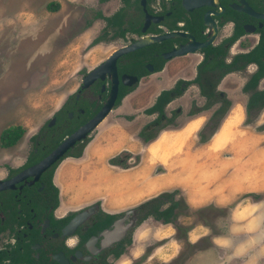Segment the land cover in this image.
<instances>
[{
    "label": "flooded vegetation",
    "instance_id": "af4514ba",
    "mask_svg": "<svg viewBox=\"0 0 264 264\" xmlns=\"http://www.w3.org/2000/svg\"><path fill=\"white\" fill-rule=\"evenodd\" d=\"M141 1L138 2L141 10L128 11L121 29L111 33L110 36L122 45L110 56L146 36L181 35L152 43L117 59V101L121 99L122 102L143 78L163 72L168 63L177 58L191 56L198 60L194 66V76H178L176 79V84L182 81V90L186 82L195 81L200 75L210 77L211 82L221 78L218 90L229 100H232L228 95L229 89L224 86L230 77L234 78L233 83H240L233 91L239 100L248 101L253 89L264 90V76L254 88L249 86L260 69L258 60L251 61V55L255 52V59H260L264 65V0H189L186 4L184 0H146V12ZM147 14L152 19L146 33H143ZM134 20H140L137 30L132 27ZM181 48L198 50L170 60L165 58ZM159 68L161 70L156 71ZM124 76L137 77L139 83L127 86L122 81ZM82 81L33 135L38 143L31 140L32 152L25 162L18 167H6L0 173V264H109L117 258L116 253L131 240L140 225L138 210L136 226L129 227L124 237L115 241L117 234L112 236V233L118 225L121 230L132 222V209L107 211L101 203H93L76 210L60 211V198L56 203L52 186H56L58 168L53 169L54 166L65 164L67 159H80L76 156L81 152L84 155L91 134L96 129L85 139L77 141L60 161L36 181L35 175L24 174L103 108L113 87L109 74L87 88H83ZM125 91L130 93L120 98ZM196 97L203 98L198 87ZM53 118L55 121L50 126ZM45 127L48 130H44ZM49 137L57 141L56 146L52 149L38 148L39 142H45Z\"/></svg>",
    "mask_w": 264,
    "mask_h": 264
},
{
    "label": "rangeland",
    "instance_id": "374dc122",
    "mask_svg": "<svg viewBox=\"0 0 264 264\" xmlns=\"http://www.w3.org/2000/svg\"><path fill=\"white\" fill-rule=\"evenodd\" d=\"M51 6L57 7L56 10H51ZM121 6V0H0V134L12 126H21L25 130L15 146L3 148L0 144V173L6 167H18L25 162L32 152V136L55 114L66 96L76 91L83 76L122 45L112 37L92 45L107 25L98 14L111 17ZM197 62V58L191 56L177 58L171 63L177 66L174 69L184 70L177 76L191 78ZM168 80L159 74L143 78L90 139L115 122H129L132 131L153 122L155 116H143L144 111L162 88L169 85ZM233 82L234 78L230 77L224 86L232 98L228 113L231 112V119L238 117L234 118L237 119L236 137L245 145L235 152L223 149L221 156L237 157L246 150V157L255 158L252 161L256 163L264 155L261 152L264 150V109L257 115H247V101L239 100L233 92L240 83ZM192 87L188 98L197 96V87ZM144 94L148 95L146 101ZM192 105V113L207 106L205 101L198 104L196 100ZM219 107L209 108V112H215ZM174 108L168 114L173 125L178 126L185 121L187 113L181 105ZM177 108H181V112L175 116ZM157 132L154 130L151 135ZM126 159L127 156H123V160ZM136 160L137 156L131 155L127 164L133 165ZM89 163L91 161L84 155L76 160L67 159L58 167L57 178L60 169L65 167L75 172L79 181L85 177ZM72 178L71 175L66 179V186ZM67 190L69 193L68 187ZM177 198L185 201L182 191H178ZM261 201H264V191L241 194L227 206L214 203L201 208L189 206L178 218L177 225L149 218L132 234L131 243L124 245L123 253L109 264H221L228 253L215 246L213 238L221 235L234 219L241 222L253 219L250 205ZM93 203L103 205L106 202L94 199L90 204ZM134 208L138 206L131 209ZM60 211L65 208L61 206ZM232 264H243V260L235 259ZM260 264H264V257Z\"/></svg>",
    "mask_w": 264,
    "mask_h": 264
},
{
    "label": "crops",
    "instance_id": "0c3cea01",
    "mask_svg": "<svg viewBox=\"0 0 264 264\" xmlns=\"http://www.w3.org/2000/svg\"><path fill=\"white\" fill-rule=\"evenodd\" d=\"M172 65L170 62L163 72L156 73L169 79V85L161 91L174 88L177 75L183 71ZM191 88L166 108L169 117V111L181 105L187 113L185 121L161 130L155 140L144 143L139 135L143 128L132 131L127 121L115 122L92 138L84 153L91 161L84 172L85 177L78 181L72 173L74 177L67 182L70 190L67 196L62 194L55 177L61 206L65 210H76L98 199L106 202L102 206L107 211H125L161 193L180 190L188 207L201 208L213 203L227 206L241 194L264 191V155L256 163L252 161L255 158L246 157V150L237 157L221 156L223 149L235 152L245 145L236 137L237 119L234 118L238 117L231 119L229 112L214 135L204 143L200 141L199 134L214 112L204 110L190 115L193 100L198 104L205 101L196 96L188 98ZM147 97L144 94L145 101ZM123 152L137 156L139 162L130 168L111 165L110 160ZM261 152L264 154V150Z\"/></svg>",
    "mask_w": 264,
    "mask_h": 264
},
{
    "label": "trees",
    "instance_id": "16d2710c",
    "mask_svg": "<svg viewBox=\"0 0 264 264\" xmlns=\"http://www.w3.org/2000/svg\"><path fill=\"white\" fill-rule=\"evenodd\" d=\"M106 2L108 0H102ZM122 6L121 8L111 17H105L102 13L98 14V18H102L106 22V28L103 33L98 36L93 42L92 45H97L103 42L107 37H111L112 32H116L121 29L122 25L125 23L124 18L128 17L126 14L128 11H137L141 10V6L139 5V0H121ZM57 7L51 6V10H56ZM140 20H134L133 30H137V26ZM130 23V21H129ZM111 30V31H110ZM113 38V36H112ZM255 52L251 55V61L258 60L260 65L259 72L253 77V84L249 85L250 88H254L258 80L264 76V65L260 59H255ZM161 68L156 69V71H160ZM221 78L216 80L215 82L210 81V77L203 78L202 75L198 77L195 81L186 82V87L184 90L181 89L180 84L181 80L175 85L174 88L169 90H163L157 96L155 103L144 111L145 115L152 116L155 115V120L151 122L149 125L145 126L141 132L140 137L144 141V143H149L157 138L158 133L165 129L166 127L173 124V120L170 119L166 113L167 106L172 103L177 98L184 95L185 91L192 86L198 87L201 91V96L205 100V105L207 104V108H199L197 111L190 112V115H195L205 110H210L209 108H213L216 105H220V107L213 113L212 117L205 125L203 130L199 134V138L201 142H206L211 136L214 135L216 130L219 127L221 121L225 118L228 111L232 108L231 100L227 99L226 95L221 94L218 90V85ZM207 82V84H206ZM249 88V87H248ZM130 92H123L121 97L126 96ZM121 103V99L117 101L116 107ZM193 106V105H192ZM210 106V107H209ZM264 109V90L253 89V94L251 98L247 101L246 104V112L247 115H257L259 111ZM64 111V109L62 110ZM181 110L175 111V116L178 115ZM61 113V112H60ZM44 130H48L46 127ZM154 130H158L156 134H152ZM262 131V130H259ZM25 130L21 126H12L0 134V144L3 148H10L15 146L19 140L24 135ZM204 136V137H203ZM203 137V138H202ZM33 143L37 142V137L33 136L31 138ZM91 141V140H89ZM57 141L52 140L50 137L45 142H39L38 148L47 147L48 149H52L56 146ZM37 147V146H36ZM127 155V159L123 160V156ZM83 156L82 152L78 154L76 157L81 158ZM131 158V154L127 152H123L116 156L115 158L110 160V164L114 166H120L123 168H130L131 165L127 164L128 159ZM139 162V158H137L135 165ZM58 164L54 166L53 169H57ZM50 176V182H51ZM55 190V199L56 203L59 202V194L60 190L57 186H52ZM178 191L173 192H165L162 193L138 206V210L140 213V224L149 218H153L154 220L161 222L163 224H176L178 218L184 214L185 209L188 208L186 202L183 199L177 198ZM205 209H200L198 212H203ZM180 228V227H178ZM182 229V228H181ZM131 243V240L128 242ZM124 251V246L120 251L116 253V257H119Z\"/></svg>",
    "mask_w": 264,
    "mask_h": 264
},
{
    "label": "water",
    "instance_id": "95a60500",
    "mask_svg": "<svg viewBox=\"0 0 264 264\" xmlns=\"http://www.w3.org/2000/svg\"><path fill=\"white\" fill-rule=\"evenodd\" d=\"M189 0H184V4ZM141 5L144 8L145 12L146 9V0L141 1ZM152 17L147 14L146 16V22L145 26L142 29L143 33H146L147 28L150 24V20ZM181 33H171L166 34L159 37H153V36H146L142 38L139 41H136L134 44H132L130 47L123 48L121 50L116 51L113 55H111L104 63L99 65L98 67L92 69L84 78L82 81L83 88L89 87L92 83H94L96 80L101 79L104 80L106 78V74H109L112 82L113 87L112 91L105 102L103 108L101 111L87 124H85L83 127H81L79 130H77L73 135H71L67 140H65L63 143H61L58 147H56L48 156H46L43 160H41L39 163L33 165L30 167L27 171L24 172L25 175H35V181L40 177L42 173L47 171L50 167L55 165L58 161H60L66 152L77 142L82 139H85L86 136L97 129L99 125L108 117V115L115 109L116 101L118 97V77H117V59L122 56L123 54H127L131 51L138 50L140 48H143L145 46H148L152 43L161 42L168 38L177 37L180 36ZM198 48H192L190 50H183L182 48L174 51L168 55H166V59L170 60L176 56L186 55L188 53L196 52ZM123 83L127 86H134L137 83H139V79L137 77H129L124 76L123 77ZM55 119L53 118L49 125H53ZM138 209L134 208L131 210V213L133 214L132 222L126 226L123 227V229L120 230L119 225L116 227L115 231L112 233V236L114 234H117V237L115 238V241H120L125 233L126 230L130 227H135L138 222ZM109 234V233H108Z\"/></svg>",
    "mask_w": 264,
    "mask_h": 264
},
{
    "label": "clouds",
    "instance_id": "9594fccd",
    "mask_svg": "<svg viewBox=\"0 0 264 264\" xmlns=\"http://www.w3.org/2000/svg\"><path fill=\"white\" fill-rule=\"evenodd\" d=\"M264 201L250 205L254 218L241 222L235 220L221 235L213 238V244L228 255L221 264H232L235 259H242L243 264H260L264 257Z\"/></svg>",
    "mask_w": 264,
    "mask_h": 264
},
{
    "label": "bare ground",
    "instance_id": "6f19581e",
    "mask_svg": "<svg viewBox=\"0 0 264 264\" xmlns=\"http://www.w3.org/2000/svg\"><path fill=\"white\" fill-rule=\"evenodd\" d=\"M117 146V145H116ZM95 152V151H94ZM72 166V165H71ZM75 173V172H74ZM72 175V177H74L73 176V174H72V171H69L68 169H66L65 167H63V168H61L60 169V172H59V175H58V180H59V185L61 186V189H62V194L64 195V196H67V194H69L68 193V190H67V186H66V184H65V181H66V179L69 177L70 178V176ZM75 175V174H74Z\"/></svg>",
    "mask_w": 264,
    "mask_h": 264
}]
</instances>
